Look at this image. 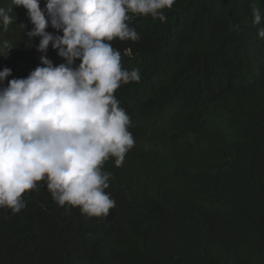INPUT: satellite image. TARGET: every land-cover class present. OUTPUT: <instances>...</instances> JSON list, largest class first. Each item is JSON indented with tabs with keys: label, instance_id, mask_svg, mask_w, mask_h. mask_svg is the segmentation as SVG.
<instances>
[{
	"label": "trees",
	"instance_id": "trees-1",
	"mask_svg": "<svg viewBox=\"0 0 264 264\" xmlns=\"http://www.w3.org/2000/svg\"><path fill=\"white\" fill-rule=\"evenodd\" d=\"M190 3L175 0L165 22L129 24L139 38L121 65L141 79L114 96L138 142L120 167L102 166L115 206L86 217L39 184L23 209L0 215V264H264V0H197L219 25L248 23L233 32L183 21ZM29 30L22 15L9 27L17 54L37 52ZM46 57L64 62L51 43ZM224 131L235 137L227 157L215 148Z\"/></svg>",
	"mask_w": 264,
	"mask_h": 264
},
{
	"label": "clouds",
	"instance_id": "clouds-1",
	"mask_svg": "<svg viewBox=\"0 0 264 264\" xmlns=\"http://www.w3.org/2000/svg\"><path fill=\"white\" fill-rule=\"evenodd\" d=\"M174 3L0 0V215L23 209L22 194L29 196L39 184L59 206L79 207L86 217L106 216L115 206L105 192L111 173L102 166L113 157L120 167L138 142L128 130L129 115L114 96L122 83L141 79L138 69L128 71L121 65V55L139 38L129 24L140 17L165 22ZM20 15L30 27L29 39L40 37L38 45L33 43L34 54H17L20 43L9 35ZM185 20H192L199 31L233 32L248 24L219 25L197 0H191ZM260 22L257 9L253 23ZM51 28L61 34L48 32ZM257 35L264 39V28ZM113 39H118L117 50L109 43ZM50 43L64 62L54 66L46 57ZM176 95L182 102L192 99L182 89ZM187 108L199 111L197 103ZM234 141L224 131L215 148L227 157Z\"/></svg>",
	"mask_w": 264,
	"mask_h": 264
}]
</instances>
